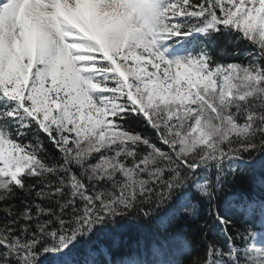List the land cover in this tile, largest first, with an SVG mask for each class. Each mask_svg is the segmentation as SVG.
I'll use <instances>...</instances> for the list:
<instances>
[{
  "label": "snow or ice",
  "instance_id": "1",
  "mask_svg": "<svg viewBox=\"0 0 264 264\" xmlns=\"http://www.w3.org/2000/svg\"><path fill=\"white\" fill-rule=\"evenodd\" d=\"M0 264H264V0H0Z\"/></svg>",
  "mask_w": 264,
  "mask_h": 264
},
{
  "label": "trees",
  "instance_id": "2",
  "mask_svg": "<svg viewBox=\"0 0 264 264\" xmlns=\"http://www.w3.org/2000/svg\"><path fill=\"white\" fill-rule=\"evenodd\" d=\"M216 49L218 50L219 55H223V42L218 43L215 45ZM246 49L250 50V46L245 45ZM135 126V125H134ZM140 127H143V125H140ZM247 190L246 186L245 189ZM131 221H125V224H131ZM139 237V230L136 227H129L123 234L122 239L127 240L129 242H134Z\"/></svg>",
  "mask_w": 264,
  "mask_h": 264
}]
</instances>
